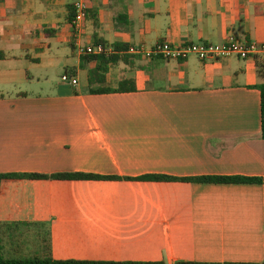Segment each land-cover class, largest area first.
Returning a JSON list of instances; mask_svg holds the SVG:
<instances>
[{"label": "crops", "instance_id": "crops-1", "mask_svg": "<svg viewBox=\"0 0 264 264\" xmlns=\"http://www.w3.org/2000/svg\"><path fill=\"white\" fill-rule=\"evenodd\" d=\"M72 2L0 0V175L118 180L3 184V257L264 264L263 185L138 181L264 179V57L121 52L103 88L124 91L92 95L77 52L264 44V0H85L77 39Z\"/></svg>", "mask_w": 264, "mask_h": 264}, {"label": "trees", "instance_id": "trees-1", "mask_svg": "<svg viewBox=\"0 0 264 264\" xmlns=\"http://www.w3.org/2000/svg\"><path fill=\"white\" fill-rule=\"evenodd\" d=\"M69 19L72 20L74 16V10L72 5H68ZM86 17L89 15L86 9ZM96 45H103L102 42H96ZM112 49L116 53L126 52L127 47L121 45H113ZM131 56L113 54L109 57L103 56H88L84 60L92 61L95 63V67L88 74V92L92 95H100L107 93H120L124 89L119 87L116 90H109L103 88L105 83V75L109 65H115L119 62L128 63ZM260 93V118H261V133L260 138L264 140V85L258 87ZM18 180L26 181H116L118 179L111 177H97L84 174L74 175H57V176H38V175H0V195L1 186L5 183L14 182ZM138 181L145 182H188V183H201V184H250V185H263L264 179L259 178H197L188 180H176L168 177L161 176H148L138 179ZM0 264H164L163 262H92V261H76V260H52L51 258H21V259H6L3 257L0 250ZM175 264H206L195 262H176Z\"/></svg>", "mask_w": 264, "mask_h": 264}, {"label": "built area", "instance_id": "built-area-1", "mask_svg": "<svg viewBox=\"0 0 264 264\" xmlns=\"http://www.w3.org/2000/svg\"><path fill=\"white\" fill-rule=\"evenodd\" d=\"M72 7L74 16L71 20L74 36L76 39L80 37L82 26L86 19L85 0H73ZM77 52L81 56H103L109 57L113 54L122 55L113 51L112 47L102 45H93L88 47L77 46ZM125 54L140 55L145 54V57H161L165 60L170 59H185L188 56H195L200 61H214L218 59L234 57L239 60L255 59L264 57V44L243 43L229 38L226 43L221 45L215 44H198L186 45L179 48H172L166 42L157 44L148 52L141 50L129 49ZM61 81L69 83L71 86H76V80L72 78L62 77Z\"/></svg>", "mask_w": 264, "mask_h": 264}]
</instances>
